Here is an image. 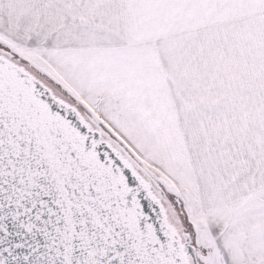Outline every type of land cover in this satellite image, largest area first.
<instances>
[{
    "label": "snow or ice",
    "instance_id": "obj_1",
    "mask_svg": "<svg viewBox=\"0 0 264 264\" xmlns=\"http://www.w3.org/2000/svg\"><path fill=\"white\" fill-rule=\"evenodd\" d=\"M0 264H264V0H0Z\"/></svg>",
    "mask_w": 264,
    "mask_h": 264
}]
</instances>
